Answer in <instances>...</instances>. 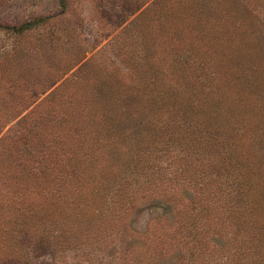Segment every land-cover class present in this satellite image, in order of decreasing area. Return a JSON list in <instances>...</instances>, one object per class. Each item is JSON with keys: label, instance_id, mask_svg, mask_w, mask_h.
<instances>
[{"label": "rangeland", "instance_id": "1", "mask_svg": "<svg viewBox=\"0 0 264 264\" xmlns=\"http://www.w3.org/2000/svg\"><path fill=\"white\" fill-rule=\"evenodd\" d=\"M227 32L246 33L254 50L229 55ZM187 74L198 89L231 94L175 97L169 82ZM263 86L264 0H0V136L8 146L54 164L66 146L56 142L70 133L53 140L65 120L52 108L56 89L81 99L92 89L104 104L115 87L113 95L128 96L110 124L118 146L103 150L131 159L128 173L97 182L85 210L69 204L78 191L48 184L46 208L70 210L30 228L28 256L35 264H261L264 228L248 222L236 188L242 183L247 195L249 151L235 149L246 139L264 168ZM230 123L236 128L221 135Z\"/></svg>", "mask_w": 264, "mask_h": 264}, {"label": "trees", "instance_id": "2", "mask_svg": "<svg viewBox=\"0 0 264 264\" xmlns=\"http://www.w3.org/2000/svg\"><path fill=\"white\" fill-rule=\"evenodd\" d=\"M60 2H62V5H65L66 0H60ZM246 35L243 32H227L224 34L227 44H229L228 48H226L229 55L239 53L244 57L245 49L250 48L249 50H254V47L247 43L249 40ZM232 37H234V41H231ZM239 39H243L244 41L240 42ZM215 44L217 43L215 42ZM215 44L209 48V54L215 52ZM217 56H221L218 64L225 66L226 62H221L222 54H218ZM75 62L78 63L79 58L75 59ZM226 64L230 66V63ZM81 69L83 71L84 66H79L78 70ZM207 71L215 72L216 66L213 65L212 68L208 67ZM88 74L93 76L90 72H87ZM256 75L259 76L258 73ZM83 76H85L84 73ZM252 77L255 80L251 79V81H256L259 85L258 79H260V76L256 78L252 74ZM97 79V77H92L91 81L95 82ZM224 79V82L220 81L223 85L227 83L228 77ZM247 79L243 83V87L245 86V88L249 81ZM194 81H196V78L192 79V75L189 74L182 78L174 76L169 82V85L172 86L170 90L177 93L175 97H179L185 101L191 99H195L196 101L200 100V98L205 100L206 98L214 102V99L222 100L225 95H229L230 93L224 94V92H220L219 95H214V92L211 90L198 89L196 84L193 85ZM249 83L251 84V82ZM82 84L81 86L84 89L91 87V85L86 86L85 82H82ZM86 84L89 83L86 82ZM116 87L108 92L109 97L106 98L107 102L105 104L95 95V91L92 89L87 90L86 94L88 97L84 99L79 97L78 93L80 92L74 91L71 95L75 96L67 95L66 97L67 92L65 93L62 90L56 89V93L54 94L58 93V96L52 108L61 110V113L65 116V120L63 123L56 122L54 124V126L59 124L60 127L54 129L53 140L56 142L60 137L62 139L68 131L70 133L67 137L65 135L64 140L61 142H56L66 146H58V150H56L58 153L53 157L54 164L47 165L43 160H39V163H37V152L27 151L22 153L17 146H8L9 143L5 141L6 137L4 135L0 136V264H35L32 257L28 256L26 249L30 243V228H34L36 222L45 224L47 220L51 219L52 216L50 218L47 217L51 214L55 217L70 210L68 205L63 206L60 204L54 205L51 210L46 208L49 201V196L45 194L48 184H51V182L59 183L64 186V192L70 188L74 192L78 191L79 193L74 195L75 200H72L69 204L74 206L82 203L81 206L85 210L90 200L87 198V192H92V189L97 186V182L101 183L106 179L112 182L116 176H123L124 173H128L130 167L129 161L131 159L125 157L122 160L119 154L106 156L107 152L103 151L104 149H108L107 145L113 150L118 146V141H115L113 138L118 135H112L110 124L114 121V114L116 112L113 113V111L116 110L120 104L119 102L128 98L122 92L124 90L119 91L117 96L113 95L114 91H118ZM191 95L193 97H189ZM22 99L23 96L19 100ZM40 102L36 104L37 107H40ZM111 102L115 104L112 105ZM107 103L109 104L108 107ZM234 123L239 127L240 120L238 122L236 120ZM235 125L230 123L222 127L221 135L224 134L225 136V134L228 135L231 133L230 129L236 128ZM89 128L90 130L93 129V131L87 139L80 136L83 133L82 131ZM44 139L50 140L49 135ZM123 139L121 138L119 140H121L122 144H125L123 143L125 141ZM239 139L240 144L237 142V149L235 151L240 154L242 151H249L244 157L247 162L244 169L245 172L244 174L241 173L247 195L244 194L242 183L239 184L241 185L239 189V185L236 188L238 194L240 192L243 198H246V201H248L245 203L247 213H249L248 222L250 221L251 224H254V227L259 228L256 225L258 224L261 228H264V175L262 174L264 168L258 167L254 162L253 156L250 155V146L247 140L242 137ZM259 139L258 141L260 142L262 138ZM105 143L106 145H104ZM241 149L242 151L240 152ZM60 153L66 156L70 155V157L68 159L65 158L66 160L59 158L57 156ZM31 154L34 155L30 157ZM100 154L104 158H97V156L100 157ZM94 155L100 162L93 159ZM35 159L37 160L34 161ZM123 168H125V172L121 170ZM113 171L115 172L113 173ZM80 191H85L87 194L84 195ZM237 200L241 201V197H232L233 202ZM84 201L87 202L84 203ZM261 234L262 232L260 231L259 235ZM259 235L256 239L259 238ZM261 264H264V259H262Z\"/></svg>", "mask_w": 264, "mask_h": 264}]
</instances>
